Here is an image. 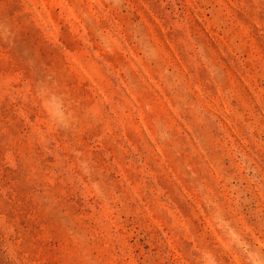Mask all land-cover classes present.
<instances>
[{
    "label": "rangeland",
    "instance_id": "1",
    "mask_svg": "<svg viewBox=\"0 0 264 264\" xmlns=\"http://www.w3.org/2000/svg\"><path fill=\"white\" fill-rule=\"evenodd\" d=\"M0 264H264V0H0Z\"/></svg>",
    "mask_w": 264,
    "mask_h": 264
}]
</instances>
